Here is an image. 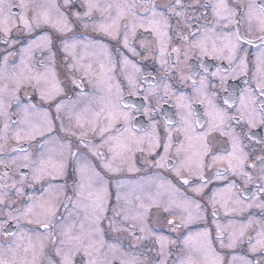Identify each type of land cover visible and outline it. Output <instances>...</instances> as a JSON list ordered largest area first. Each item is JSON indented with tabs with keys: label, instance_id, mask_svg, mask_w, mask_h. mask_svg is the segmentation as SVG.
Returning a JSON list of instances; mask_svg holds the SVG:
<instances>
[{
	"label": "snow or ice",
	"instance_id": "obj_1",
	"mask_svg": "<svg viewBox=\"0 0 264 264\" xmlns=\"http://www.w3.org/2000/svg\"><path fill=\"white\" fill-rule=\"evenodd\" d=\"M76 2L63 0L61 6L55 0L44 3L39 0H0V43L6 46L0 53L3 63L8 65L10 58L19 53L20 64L25 65L23 53L33 48L46 51L55 61L57 53L52 47L55 39L52 33H44L35 39H31L32 34L37 29L50 28L60 38L59 50L68 52L76 45L68 43L67 33L74 32L77 24L84 29L91 24L93 31L117 41L135 56L141 53L129 43V33L135 36L138 29L151 33L157 49L144 59L152 58L160 65V70L156 76L148 74L151 83L147 89L142 86L148 77L125 75L127 95L140 97L142 101L136 103L125 99L123 81L114 82L115 69L120 67L124 71V66L130 61L123 54L119 64L109 57L107 65H99L100 78L107 85V96L102 98L99 106L82 109L75 115L74 123L69 117V126L66 127L60 117L64 108V101L60 100L54 104L55 116L44 112L46 120L43 126L17 129L14 139L17 142L27 141L29 148L34 150L19 147L13 151L24 153L21 167L31 170L32 186L43 183L38 190L41 193L39 198L29 195L21 209L13 214L9 208L0 222V234L13 237L12 241L0 244V264H76V257L81 253L85 258L81 264H97L92 253H99L98 243L103 246L102 222L105 219L111 231L128 233L138 242L155 236V243L160 246L163 256L166 245L175 241L149 227L151 206L138 205V209L143 210H137L135 215H129L123 209H113L111 217L106 215L109 210V186L99 169L117 173L127 167L129 171H135L137 153L145 157V164L170 168L179 183L187 186L192 193L183 200L187 217H182L179 224L175 219H167L166 225L176 230L187 228L194 222L205 223L202 230L195 234L190 232L183 240L185 247L196 242V251L205 256L203 264H235L236 257L226 260V254L218 253L214 243L229 250L246 243L253 259L241 256V264H264V149L253 158L255 150L247 151L242 139L252 135L244 130L245 126L248 129L264 127V0H168L162 5H158L156 0H106L105 3L101 0H81L82 10L73 11ZM200 8L205 11L199 12ZM208 9H211V20L208 19ZM96 13H99V20L93 19ZM128 17L131 20L122 24ZM201 19L203 24H200ZM173 20L175 28L171 23ZM194 26L196 31H193ZM13 32L18 35L13 37ZM172 32L179 41L178 47L171 48V53L177 57L175 62L168 52L173 40ZM185 32L188 34L185 35ZM20 37L29 39L17 49ZM253 41H259L262 47L249 61L243 46L251 45ZM141 47H144L143 43ZM190 52L193 55L198 53L201 58L227 60L230 66L235 67H217L215 72L210 73L213 79L201 75L197 84L195 66H188L189 75L175 72L181 55L187 61ZM166 64L168 68H164ZM26 67L21 68L19 74L13 73L14 86L9 88L5 85L0 88V93L8 92L11 101L17 104L21 88L32 87L45 102L56 101L65 93L55 72L49 80L44 74L28 75ZM67 67L70 71H81L75 63H69ZM132 67L137 74L140 73L135 63ZM199 67L208 73L202 59ZM169 71L181 84L191 80L190 92L195 94V99L183 90H173L172 85L166 82ZM91 72L92 66L88 65L84 73L89 75ZM237 73L247 77L242 89L229 84L230 79L238 78ZM157 77L160 83L156 82ZM42 83L47 90L41 86ZM71 84L80 87L75 79L71 80ZM52 106L49 105L50 108ZM26 107L34 109L37 106L30 104ZM4 111L5 106L0 102V114ZM141 113L148 118L146 126L135 123L136 116ZM57 119L61 120L58 131L55 125ZM4 128L8 130L9 124L5 123ZM217 133L218 136L215 135ZM256 143L264 144V139H258ZM81 146L87 149V154L82 153ZM73 148L76 150L73 151ZM92 158L99 163H93ZM173 158L175 162L170 164ZM218 164L226 167L223 170L215 168ZM27 178L22 176V179ZM233 178H243L246 184L256 187V193L250 197L245 195V189L239 188ZM216 181H224V186L211 188L210 185ZM17 192L21 190L17 189ZM116 199L119 201L121 197L117 195ZM0 203L3 201L0 200ZM208 206L211 207L215 238L204 215ZM61 207L67 217L60 213ZM252 208L260 211V218L249 216L238 227L231 219L227 225H221L216 219L219 210L229 217L237 211L243 213ZM72 216L80 219V230L74 234L75 222L64 227L57 242L53 234L54 225ZM12 220L16 221L19 231H9L6 227ZM21 223L37 227L24 229L20 227ZM137 230L141 235H136ZM97 235H101L100 241L95 239ZM46 242L52 243L58 261L50 253H45ZM121 264L125 262L121 261ZM159 264H165V260L161 259ZM179 264L199 262L189 255L180 259Z\"/></svg>",
	"mask_w": 264,
	"mask_h": 264
},
{
	"label": "flooded vegetation",
	"instance_id": "obj_2",
	"mask_svg": "<svg viewBox=\"0 0 264 264\" xmlns=\"http://www.w3.org/2000/svg\"><path fill=\"white\" fill-rule=\"evenodd\" d=\"M56 3L63 5V0H55ZM39 2L44 3L46 0H39ZM106 0H101V3H105ZM168 0H156L158 5L167 3ZM191 2V0H189ZM73 11L82 10L81 9V0H77L74 3ZM204 8H200L199 12H204ZM115 14V10H113ZM191 16V12H189ZM93 19L99 20V13H96ZM208 19L211 20V9H208ZM131 20V17H128L126 20L122 21L123 23H128ZM173 28H175V20L171 22ZM204 20L201 19L200 24H203ZM196 26L193 27V31H196ZM44 33H52L55 37L53 43V51L57 53L55 61L51 59V56L46 51H40L39 49L33 48L28 52L23 53V58L25 61L26 72L28 75H37L44 74L47 75L49 80L51 79L52 73L55 72L56 77L59 79L61 85L65 88V93L58 96L56 101L45 102L40 99L39 93L32 87L21 88L18 93L20 97L19 104L15 101H11L10 94L8 92L0 93V102H3L5 106L4 114H0V200L3 203H0V222L6 216L9 208L12 209L13 214L16 210L21 209L23 204L27 203V197L29 195H34L39 198L41 193L38 191L41 188V183L32 186L31 180V170L28 168H22L21 164L23 161L22 152L13 151L14 148L24 147L29 151H33V148H29L27 141L21 140L17 142L14 139V133L18 128L29 129L33 126H43L45 123L44 112L49 110V113L52 116L56 115L54 104L62 100V97H65L68 103L64 106L60 113V117L64 121V125L69 126V117H72V122L74 123V117L81 112L85 107H97L102 101V98L97 97L100 94V90L104 89L105 83L102 82L99 73V65L104 63L108 64V58L119 64L120 56L123 54L128 58L130 63L124 66V71H121L120 67L115 69V81H123L125 88V96L128 92L127 82L125 80V75L137 78L138 75L148 77L149 73H152L153 76L157 75L158 70H160V65L155 63L152 58L144 59L145 56H148L150 52L157 49L155 44L154 37L151 33H146L143 29H138L135 36L129 33V43L136 48L138 52L141 53L139 56L133 55L127 49H124L118 44L117 41L110 39L108 36L103 33L93 31V26L90 24L87 29H84L81 25L77 24L75 31L67 33V38L69 44L75 43V48L70 49L68 52L60 51V38L56 36L50 28L37 29L31 36V39H35L37 36ZM185 35L188 33L185 32ZM18 34L13 32V37H16ZM173 40L169 44L168 52L171 54L172 61L175 62L177 57L175 53H171V48L178 47L179 41L175 35V32H172ZM27 37H20V44L17 45V49L21 48L28 40ZM122 39V37H121ZM144 44V47H141V44ZM210 46V44H209ZM6 46L3 43H0V53L3 52ZM244 50L248 53V60L251 61L256 54L259 53L261 49V44L259 41H253L251 45H244ZM20 54L18 53L16 57L10 58V63L5 65L3 63V56L0 55V88H3L5 85H8L9 88L13 87L12 74H19L20 69L25 67V65L20 64ZM203 60L204 66L208 69V73L203 72L199 65ZM238 62V61H237ZM69 63H75L80 67V72H75L74 70L70 71L67 67ZM135 63L137 67L140 68V73L137 74L136 69L132 67V64ZM88 65L92 66V72L89 75H85L84 69ZM189 65L195 66V70L198 73L195 77L197 84L201 75H208L209 79H213L210 76L211 72H215L217 67L221 69H229L230 67H235V65L230 66L227 60H218L211 57L201 58L199 54L193 55L189 53L187 61H184L183 55H181L180 62L177 64L175 72L177 74L181 73L183 75H189ZM164 68H168V65H164ZM30 69V71H27ZM237 79H230L229 84L232 87L242 89L245 86L247 77L239 76V73L236 74ZM83 77V79H81ZM75 79L80 87H76L71 84V80ZM157 83H160L159 77H157ZM172 85L173 90H183L186 93L193 95L195 99V94L190 92L191 89V80L187 84H181L178 79L173 76L172 71H169V79L166 81ZM149 83H151V77H148L142 88L147 89ZM42 87H46L43 83ZM138 88L141 85H137ZM100 88V89H99ZM47 90V87H46ZM162 90V86H161ZM91 94H97L96 97H91ZM127 100L134 101L136 103H141L140 97H125ZM11 104L9 106V102ZM66 101V102H67ZM79 101L82 103L79 104ZM103 102V101H102ZM35 104L36 108H27V105ZM53 106L50 108L49 105ZM87 104V106H85ZM97 105V106H96ZM167 110V107H166ZM10 117V118H9ZM9 124V129L5 130L4 124ZM61 123L60 119L55 121L57 126V131ZM138 126H146L148 123V118L143 116L142 113L136 116V121ZM245 131L251 132L250 138H242L243 145L245 149L249 152H253V158L255 155L260 154V150L264 149V144H257L258 139H264V127H257L254 129H248L245 126ZM239 132V129H237ZM56 134L55 132L53 133ZM61 135H64L61 133ZM218 136V133L215 134ZM70 140H74V137H68ZM76 149L73 148V151ZM83 154H87V149L81 146ZM137 163L135 171H129L127 167L124 170L118 173H109L105 172L103 169H99L101 174L104 176L106 183L109 186V199L108 206L109 210L106 213L108 217L113 215V209H123L125 212H128L129 215H135L137 210L142 211L143 209H138V205L148 204L150 211L148 213V225L156 233L169 238L175 243L167 244L164 250V255L161 256L160 246L155 243V236L148 237L142 242H138L134 239L133 236L125 232H113L108 227V220L105 219L102 222V241L103 246L99 243L97 247L100 248L99 253L93 251L92 258L97 260V264H105V262H110V264H121V261H124L125 264H159L161 259L165 260V264H179L180 259H184L187 256L191 255L192 258L202 264V261L199 258H196L197 254L195 253L196 242L193 241L190 247H185L183 244L184 238L191 232L195 234L197 231L202 230L205 227L203 222H194L190 224L187 228L181 227L176 230L168 228V230L163 229L162 225H159L158 221H165L167 219H175L176 223H180L181 216H179L180 211H185L183 207L184 197L191 196L192 193L188 191L187 186H183L179 183L174 172L169 169L156 168L152 166L151 163L145 164L141 154L137 153ZM150 159V158H149ZM93 163L98 164L99 162L92 158ZM175 159L173 158L171 163H174ZM251 163V161H249ZM215 168H220L223 170L226 165L218 164L214 166ZM254 172V170H251ZM7 173V175H5ZM22 176H27V179H22ZM255 178V177H254ZM238 184L239 188L245 189V195L251 196L253 193H256L257 189L253 185L246 184L243 178H233ZM71 180V177H69ZM224 181H216L211 188L223 187ZM239 188L237 190H239ZM17 189H20L21 192H17ZM159 190L161 195L156 196V192ZM153 197V201L148 202L147 197L149 194ZM54 195V194H53ZM119 195L121 199L117 201L116 197ZM156 199H160V202H157ZM144 200H147L145 202ZM153 202V203H152ZM157 202V203H155ZM158 205V207L156 206ZM169 211H165V209ZM195 210V209H194ZM65 217L67 213H64L63 207L60 209ZM187 215V213H185ZM82 215V214H81ZM205 218L212 230V235L215 236L214 225L212 222L211 207L208 206L207 211L204 213ZM249 216L260 218V211L256 208L251 210H246L243 213L237 211L229 217L224 215L223 210H219V215L216 219L220 222L221 225H227L229 219L236 222L238 227L241 222H246ZM187 217V216H186ZM158 220V221H157ZM75 222V232L80 230V219L76 216L67 218L62 222H57L53 227V234L56 236L57 242L60 239V231L68 226L72 225ZM133 221H129L132 223ZM87 223H85V229H87ZM9 231H19V228L15 220L9 221V224L6 226ZM20 227L24 229H30L37 227L34 225H28L26 223H21ZM169 227V226H168ZM2 232V230H0ZM136 235H141L137 230ZM147 237V233H144ZM225 235V242H227V232ZM13 237L0 234V244H6L12 241ZM97 241L101 240V235L95 237ZM47 247L45 249L46 254H51L53 259L58 261L59 257L55 256L53 251V246L51 242H46ZM114 247V248H112ZM113 251V253H112ZM232 251L240 256H245L248 259H253V257L248 253V245L238 244L235 249ZM23 253H21L22 255ZM30 258V257H29ZM85 258L83 254H79L76 257V264H81L82 260ZM228 260V259H226ZM241 264V263H240Z\"/></svg>",
	"mask_w": 264,
	"mask_h": 264
},
{
	"label": "rangeland",
	"instance_id": "obj_3",
	"mask_svg": "<svg viewBox=\"0 0 264 264\" xmlns=\"http://www.w3.org/2000/svg\"><path fill=\"white\" fill-rule=\"evenodd\" d=\"M56 2V1H55ZM71 40V39H70ZM69 39H68V41H70ZM100 89V88H99ZM96 95L97 94H91V97H96ZM107 96V85H105L104 86V89H102V90H100V94L97 96V97H106ZM96 97V98H97ZM62 100L64 101V106H66L67 104L66 103H68L69 101H67V99L65 98V97H62ZM67 101V102H66ZM102 103V101H100V104ZM79 104L81 105L82 103L79 101ZM85 106H87V104L85 105ZM97 106V105H96ZM99 106V105H98ZM48 112H49V110H47ZM76 111H77V113H78V109H76ZM118 173V172H117ZM106 181V180H105ZM159 195H161V192L159 191V190H157V192H156V196L157 197H159ZM153 197H155V193H153V196L151 195V194H149L148 195V197H147V200H148V202H150L152 199H153ZM147 200H144L145 202H147ZM153 201V200H152ZM156 201L157 202H160L161 200L160 199H156ZM157 202H155V203H157ZM153 203V202H152ZM149 204H151V203H148V204H143V205H145L146 207H147V205H149ZM192 211H195L194 209H191ZM185 213H187V210H185V211H180V214H179V216H181V217H183V218H186V214ZM158 221V220H157ZM158 223H159V225H162V226H164V227H162L163 229H166V230H168V228H170V227H168L167 225H166V222L164 221H161V220H159L158 221ZM167 237V236H166ZM213 238H215V236H213ZM192 246V244L190 245V247ZM213 247H214V249L218 252V253H220L221 255H225V259H228V260H232L233 259V257H236V261H235V264H240L241 263V261H240V259H239V257H241L239 254H236V253H234L232 250H229V249H226V248H224V249H222V248H220V245H219V243H214V245H213ZM112 248H114V247H112ZM112 253H113V251H112ZM195 253L197 254V256H196V258H199L201 261H202V264H203V262H204V260H205V256H204V254L203 253H201V252H199V251H196V248H195ZM209 259H211L210 257H209Z\"/></svg>",
	"mask_w": 264,
	"mask_h": 264
},
{
	"label": "water",
	"instance_id": "obj_4",
	"mask_svg": "<svg viewBox=\"0 0 264 264\" xmlns=\"http://www.w3.org/2000/svg\"><path fill=\"white\" fill-rule=\"evenodd\" d=\"M125 97H130V96H125ZM127 100V99H126Z\"/></svg>",
	"mask_w": 264,
	"mask_h": 264
}]
</instances>
